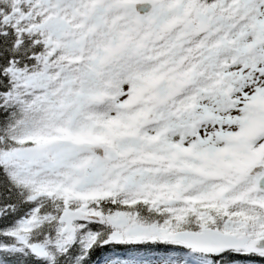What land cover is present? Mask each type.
Masks as SVG:
<instances>
[{
    "label": "snow or ice",
    "instance_id": "6c2138e0",
    "mask_svg": "<svg viewBox=\"0 0 264 264\" xmlns=\"http://www.w3.org/2000/svg\"><path fill=\"white\" fill-rule=\"evenodd\" d=\"M0 264H264V0H0Z\"/></svg>",
    "mask_w": 264,
    "mask_h": 264
}]
</instances>
